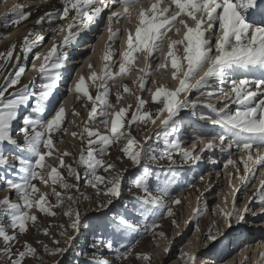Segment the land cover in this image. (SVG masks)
Instances as JSON below:
<instances>
[{"label":"snow or ice","instance_id":"snow-or-ice-1","mask_svg":"<svg viewBox=\"0 0 264 264\" xmlns=\"http://www.w3.org/2000/svg\"><path fill=\"white\" fill-rule=\"evenodd\" d=\"M137 3L138 0H48L47 10L34 21V27L47 25L54 34L43 58L38 52L32 57L40 60L38 68L33 65L40 74L38 83L35 80L22 83L25 68L20 66V60L22 55L26 57L38 42L45 39L44 35L30 30L22 38L19 51H16L15 43L6 52L0 51V60L3 61L0 69L14 60V71L3 76L4 82L0 83V183L8 190V194L0 198V264H29L30 260H39L42 264L41 247L53 257L65 255L81 235H84V244L78 252L87 259L78 264H116L117 260L125 262L133 255L143 264H152L149 254L134 253L131 245H121L120 241L141 229L145 234L156 229L157 215L174 216L168 205H178L182 201L164 199L169 196L171 181L162 180L148 167V162L165 161L167 168L161 170L174 176L177 158L180 167L188 163L195 166L203 160L206 152L217 149L227 154L224 169L231 166L235 170L227 173L229 186H232L233 176L240 181V187L232 191L231 210L226 213L220 210L225 226L231 228L232 220L237 224L244 222L252 203L260 208L255 214L264 215V171L260 172L259 185L243 208L236 206L240 189L249 187V181L257 170L264 169V0H166V5L165 0H155L147 7H135ZM105 13L108 42L119 39L121 30H113L112 25L121 17L133 22L135 30L134 33L123 30L126 49L120 54L119 61L113 60L112 45L106 43L102 58L105 63L100 74L91 72L88 76L96 88L95 97L90 94L83 76L68 89L82 94L91 102L81 131L71 133L80 141L78 155H75L56 148V143L68 131L64 126L67 123L65 108L60 105L52 110L48 105L59 86L60 70L65 67L70 49L94 27H105ZM32 14L31 7L15 3L0 13V24L19 25ZM57 21L60 22L58 26L52 27ZM173 27L175 34L179 36L182 31V36L168 39L164 59L170 61L171 75L178 80V86L168 89L161 85L152 91L146 88L148 58L163 52L165 36ZM60 34H63V39L57 41L55 36ZM180 46L182 55H178ZM140 51L146 55L145 68L140 70L143 76L137 78L139 90L150 92L152 103L159 105L155 114L145 109L147 101L140 95H136L135 109L131 112V106L108 111L114 109L108 99V81L114 82L117 77L132 71L130 66L136 59L134 54ZM109 62L118 63V71H113ZM88 67L91 69L92 65ZM166 67L167 63L156 64L157 70ZM33 83H36L34 88L31 87ZM123 91L129 92V88L125 85ZM185 93L187 95H183ZM120 97L117 89V102ZM213 98L218 100L217 105L208 102ZM200 107L208 112L197 115ZM182 112L190 113L194 122L202 121L219 129L214 134H206L212 136L206 142L203 135L198 137L203 144L198 152L195 148L183 147L178 138L184 129ZM157 121L159 131L155 133L154 143L149 144L152 136H145L141 143L133 135V125L149 122L155 125ZM114 148H118L115 157L110 151ZM233 150L243 154L240 157L242 175L237 161L232 159ZM53 156L57 162L48 164L46 158ZM68 157H71V162H66ZM121 159L131 162V171L118 169L114 161ZM101 169L103 174L99 173ZM126 177H130L128 191L133 193L128 198L130 203L122 205V213L105 216L95 223L85 224L88 217L73 207L83 197L67 196L71 203L63 215L69 222L57 225L63 229L59 235L66 238L67 247L59 246L60 241L49 231L51 224L42 227L41 214L45 218L56 216L58 213L53 209L62 203L63 193L72 189L79 191L81 181L94 189L98 198L103 196L98 207L110 209L114 202L121 200ZM199 178L203 180V176ZM72 179L75 183L70 182ZM37 181L52 186L50 195L55 198V204L49 202V194L41 191ZM56 186L62 191H58ZM192 186L189 181L188 187ZM201 210L197 207L188 223L197 219ZM33 229L51 237L55 246L49 249L39 236L32 237ZM68 229L74 230V235H66ZM206 239L212 246L220 241V237L211 234ZM260 256L264 258V252ZM182 258L184 264H207L195 252L182 253ZM55 264H61V261L57 260Z\"/></svg>","mask_w":264,"mask_h":264},{"label":"rangeland","instance_id":"rangeland-1","mask_svg":"<svg viewBox=\"0 0 264 264\" xmlns=\"http://www.w3.org/2000/svg\"><path fill=\"white\" fill-rule=\"evenodd\" d=\"M155 2L154 0H152ZM15 3H24L25 7H31L33 9L32 16L25 22L19 25H8L4 26L0 24V51L6 52L13 43L18 46L16 36L19 33L25 31L29 32L34 30L36 32L42 33L45 39L42 41L43 46L32 51L24 57L22 55L20 60V66L25 68V72L22 75V81L24 79L35 80L36 83L40 80V74L36 70L39 67L40 60H33L32 57L35 53L41 54V59L43 55L46 54L47 50L51 46L53 33L50 32L47 25L44 27L36 26L34 27V21L42 15L47 9H43L39 12V8L43 4H47L48 0H3L0 3V13L6 12ZM151 4V0H138L136 7L144 6L147 7ZM166 5V0H165ZM179 19V18H178ZM60 22L57 21L52 24V27H57ZM103 29L93 28L91 32H88L84 37L77 42V44L72 47L69 51V58L66 61L65 67L60 70L61 79L58 82V88L54 90L63 89L56 102H53L49 108L55 110L60 105H64L66 108V124L68 131L66 134L62 135V140L56 143V148L60 150H68L78 155L80 148V141L71 136L73 131L80 132L83 127V121L87 119V112L91 109V102L87 98L83 97L82 94H77L74 91L70 92L68 89L74 87V84L81 76L85 78L86 87L88 88L90 94L95 97L96 88L92 81L88 80V76L91 72H96L98 75L103 68L104 61L103 55L105 53L106 43H111V54L113 60L119 61L120 54L126 49V33L124 29H128L134 33L135 24L130 22L127 18L121 17L119 22L113 21V30L120 29L119 39L115 42L107 41V14L104 16ZM182 36L175 34V27H173L165 36V45L162 53H154L153 57L148 58V72L149 75L146 77V88L155 90L156 87L161 85L168 89H174L178 86V80L172 78V71L170 61H165L164 53L167 52V42L168 39H179ZM55 39L57 41H62L63 34L56 35ZM89 40V43L87 42ZM41 43V42H40ZM37 46V45H36ZM18 48V47H17ZM17 51V49H16ZM19 51V50H18ZM177 51V49H174ZM136 59L130 66L132 71L128 72L126 75L117 77L115 81H108V86L110 88V95L108 97L110 103L114 105V109H108V111L119 110L121 107L130 108V112L135 109L136 105V95H140L147 103L145 104V109H147L150 114H155V109L159 105L152 103L150 92H141L139 90L138 77L143 76L141 69L145 68V55L144 51H140L134 54ZM178 55H182V46L178 49ZM0 63H3L0 60ZM13 61H9L7 66L0 69V83H3V76L9 75L10 72L14 71ZM157 63H167L166 68L157 70ZM110 67L113 71H118V63L112 64L109 62ZM33 65L36 66L32 70ZM88 65H92L89 69ZM186 66V65H185ZM200 74H203V69ZM141 75V76H140ZM249 75H259L258 73H250ZM136 81V83H133ZM152 81L156 83L153 84ZM125 82V84H123ZM36 83H33L31 87H35ZM99 83V81H97ZM129 88V92L123 91V86ZM119 89L121 97L119 102L116 100V91ZM187 95V93L183 94ZM61 96V97H60ZM77 96L80 98L77 99ZM195 98V94L193 95ZM81 101V102H80ZM209 103L214 105L218 104V100L213 98ZM56 104V108L54 109ZM68 107V108H67ZM201 112H208L207 109L200 107L197 109V115ZM73 113H78L75 115ZM181 117L184 120V129L178 134V138L182 142V146L192 150L196 149L198 152L203 144L200 143L198 137L204 136L205 142L207 139H211V135L219 131L218 128L212 126L211 124L205 125L204 122H194V118L190 116L188 112H182ZM159 131V121L155 125L151 122L137 123L133 125L132 132L138 141L143 143L145 136H152L153 140L149 141V144L154 143L155 133ZM218 143V141H217ZM160 147H163L162 141L160 142ZM111 156L115 157L118 148L111 149ZM232 156L233 160L237 161V167L240 170V174H243V164L240 163V157L242 153L235 152ZM122 156V154H121ZM255 157V153H253ZM11 159V157H9ZM226 153H221L218 149L214 152H206L204 154L203 160L197 165L192 166L190 163L184 164L180 167L179 158L178 167L175 175L171 173H165L161 169L167 168V163L165 161H160L158 163L148 162V167L156 174L159 175L162 180H170L169 186V196L164 197L167 201L169 199H178L182 201L181 204L168 206L171 207L175 213L174 216H163L157 215L156 223L158 227L148 233H144L143 230L139 233H132L124 237L120 243L121 245H131L133 251L140 253H147L151 256L152 264H184L182 258V253H198L200 254V259L206 261L207 264H264V258H261L260 253L264 252V215H258L260 211L259 205L252 203L249 205L251 211L246 214L245 221L237 224L235 220H232V227L227 228L223 217L220 215V210L225 213L230 211L232 208V191L233 188L240 187L239 179L233 176L232 186L228 184L227 173H234L235 170L229 166L224 169L223 164L227 159ZM48 164H55L57 161L55 156L52 158H46ZM66 162H71V157L66 158ZM117 164L118 169H128L131 171L132 164L130 161L125 162L124 159L120 161H114ZM264 169H258L255 177L249 181V187L241 188L236 196V206L238 208H243L248 200V197L252 195L255 187L259 185L260 172ZM100 174H103L102 169L99 170ZM203 176V180L199 177ZM130 177H126L124 190L122 198L118 202H114L110 209L107 207H98L99 200L103 199V196L97 197L96 191L91 189L89 186L83 184L81 185L79 191L72 189L70 192L63 193L64 199L59 207L53 210L58 214L53 217L45 218L42 214L40 216L42 227L51 224L52 227L49 229L50 233L55 234L56 238L60 241L59 246L67 247L66 238L59 235L60 231L57 227L58 224H67L69 222L68 217L63 215L71 203L67 196L71 195L73 198L83 197L80 199L79 204L73 205L74 208H78L82 216H87L88 219L85 220V224L95 223L103 220L105 216L111 217L114 213L124 211L122 205L130 203L129 197L132 196V192L128 191ZM189 181L192 183V187H188ZM71 183H75V180H70ZM37 186L48 193V199L51 204H55V198L50 195L51 185L45 186L36 182ZM57 190L59 189L58 186ZM134 191V190H133ZM8 194L7 188L4 187L3 183H0V198ZM198 196L200 199L198 200ZM206 205V207H205ZM200 207L201 213L197 219L188 223L193 216L194 210ZM175 220V224L173 223ZM211 230V231H209ZM163 233V235H161ZM221 233H224L221 236ZM87 234V233H86ZM214 235L220 237L219 243L214 242V246L209 245L206 239L207 235ZM66 235H74V230L68 229ZM39 236L45 244H48L49 249H52L55 245L51 243V237L44 236L42 233H37L35 229L32 230V237ZM203 241V244H201ZM84 244V235H81L76 241V245L71 251L65 255H57L55 257L45 253L43 248H40V255L42 256V264H55L57 260L61 261V264H78L82 262L87 257L79 254L78 249ZM168 248L169 251L165 252L164 249ZM115 259L114 256L110 257ZM169 258V259H168ZM29 264H41L39 260H30ZM116 264H143L142 261L135 258V256L129 257L125 262L120 260L116 261Z\"/></svg>","mask_w":264,"mask_h":264},{"label":"bare ground","instance_id":"bare-ground-1","mask_svg":"<svg viewBox=\"0 0 264 264\" xmlns=\"http://www.w3.org/2000/svg\"><path fill=\"white\" fill-rule=\"evenodd\" d=\"M155 1V0H154ZM151 3H154L152 0H151ZM45 5L46 4H43V5H41L40 6V8H39V12H41L43 9H46L45 8ZM136 7V6H135ZM28 34V32L27 31H25V32H23V33H19L17 36H16V38H17V42H18V48H17V51L19 50V45H20V42L22 41V38L25 36V35H27ZM42 34V33H41ZM43 43L44 42H38L37 43V46L34 48V49H36V48H38V47H42L43 46ZM35 68H33L32 67V70H34ZM141 76V75H140ZM78 79V78H77ZM29 82V79L27 78V79H24L23 81H22V83H28ZM123 84H125V82L123 83ZM62 90L63 89H61V87H60V89L59 90H57L56 92H54V96L51 98V101H50V104H49V106H51V104L53 103V102H55V100L58 98V96L60 95V93L62 92ZM61 97V96H60ZM59 100L61 99V98H58ZM57 99V100H58ZM81 102V101H80ZM63 107L65 108V106L63 105ZM56 108V104H55V107H54V109ZM68 108V107H67ZM53 109V108H52ZM65 111H66V108H65ZM169 259V258H168Z\"/></svg>","mask_w":264,"mask_h":264}]
</instances>
